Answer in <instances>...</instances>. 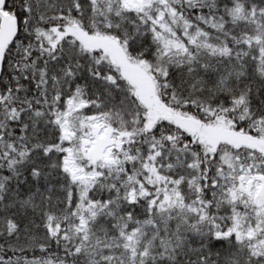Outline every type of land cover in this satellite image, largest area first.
<instances>
[{
    "label": "snow or ice",
    "instance_id": "6c2138e0",
    "mask_svg": "<svg viewBox=\"0 0 264 264\" xmlns=\"http://www.w3.org/2000/svg\"><path fill=\"white\" fill-rule=\"evenodd\" d=\"M0 264H264V0H0Z\"/></svg>",
    "mask_w": 264,
    "mask_h": 264
}]
</instances>
